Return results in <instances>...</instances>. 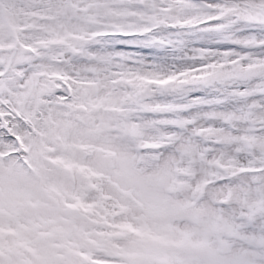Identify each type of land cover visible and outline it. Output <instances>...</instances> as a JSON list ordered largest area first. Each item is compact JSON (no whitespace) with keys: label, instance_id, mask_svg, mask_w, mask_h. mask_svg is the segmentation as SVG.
Listing matches in <instances>:
<instances>
[{"label":"snow or ice","instance_id":"snow-or-ice-1","mask_svg":"<svg viewBox=\"0 0 264 264\" xmlns=\"http://www.w3.org/2000/svg\"><path fill=\"white\" fill-rule=\"evenodd\" d=\"M0 264H264V0H0Z\"/></svg>","mask_w":264,"mask_h":264}]
</instances>
